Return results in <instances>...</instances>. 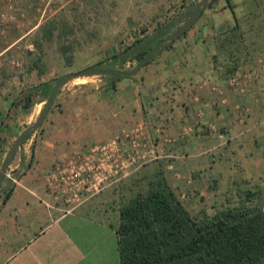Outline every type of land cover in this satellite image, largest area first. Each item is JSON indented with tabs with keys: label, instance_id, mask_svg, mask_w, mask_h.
<instances>
[{
	"label": "crops",
	"instance_id": "crops-1",
	"mask_svg": "<svg viewBox=\"0 0 264 264\" xmlns=\"http://www.w3.org/2000/svg\"><path fill=\"white\" fill-rule=\"evenodd\" d=\"M231 4L234 14L226 0H212L134 76L107 80L102 90L85 86L81 96L75 90L56 96L36 137L23 142L11 163L24 167L10 195L4 201L0 196V264H121L120 208L161 162V171L172 163L181 176L175 180L167 171L170 186L195 196L194 204L206 211L224 196L250 189L259 193L264 212V64L256 61L264 51V0ZM242 70L251 76L230 86L229 76ZM37 73L31 76L39 84L22 93L0 77V165L16 134L42 107L49 81ZM136 127L164 149V157L76 208L66 210L51 196L45 175L80 151L79 139L87 148Z\"/></svg>",
	"mask_w": 264,
	"mask_h": 264
},
{
	"label": "rangeland",
	"instance_id": "rangeland-1",
	"mask_svg": "<svg viewBox=\"0 0 264 264\" xmlns=\"http://www.w3.org/2000/svg\"><path fill=\"white\" fill-rule=\"evenodd\" d=\"M192 1L52 0L46 4L42 0H15L16 7L23 12L24 17L17 18L12 23L0 22V77L5 83L8 80L13 90L19 88L22 93L34 83L39 84L35 75L31 76L33 72H38L40 77L51 81L66 73L89 67L105 57H110L114 52L121 51L135 38L140 37L139 34H151L157 23L177 21ZM176 28L177 25L170 32ZM12 43V47L4 50ZM28 44H33L34 50L29 51ZM16 60L21 62V67L12 64ZM135 64L136 60L132 59L120 68L129 70ZM117 67L119 69V65ZM246 72L247 70L240 71L243 74ZM107 80L110 79L105 76L78 78L64 91H79L81 96L85 86L102 90ZM82 145L83 142L79 139L77 147L80 146L83 150ZM154 161L156 160L146 164ZM161 167L162 162L152 165L147 171L146 181L140 182L136 192H146L160 179L170 185L169 173L177 180L173 176L174 168L171 171L166 169L167 174V171L159 169ZM181 193H177L178 197ZM224 197L234 202L236 194L234 192ZM194 198L195 196L187 198L186 194L184 199H179L191 214L199 215L203 208L194 204ZM223 202L225 203L224 200ZM206 212L211 213L212 209Z\"/></svg>",
	"mask_w": 264,
	"mask_h": 264
},
{
	"label": "trees",
	"instance_id": "trees-1",
	"mask_svg": "<svg viewBox=\"0 0 264 264\" xmlns=\"http://www.w3.org/2000/svg\"><path fill=\"white\" fill-rule=\"evenodd\" d=\"M226 2L234 14L231 0ZM172 27V21L157 23L156 33L135 38L121 51L91 66L117 69L131 59L137 63ZM132 54L134 57L128 59ZM45 85L43 95L51 89L49 83ZM33 93L25 96L26 102ZM10 187L3 193V201L10 195ZM235 194L234 202L225 198V203L213 204L211 213L202 209L193 215L164 179L146 192H136L120 208L116 229L120 263L264 264V212L259 193L244 189Z\"/></svg>",
	"mask_w": 264,
	"mask_h": 264
},
{
	"label": "built area",
	"instance_id": "built-area-1",
	"mask_svg": "<svg viewBox=\"0 0 264 264\" xmlns=\"http://www.w3.org/2000/svg\"><path fill=\"white\" fill-rule=\"evenodd\" d=\"M42 1L49 4L52 0ZM22 17L24 14L16 7L15 0H0V22L12 23ZM27 49L34 50L33 44H28ZM256 61L264 64V51ZM12 64L16 67L22 65L19 60ZM249 76V73L235 72L229 76L228 84L239 87L240 79H248ZM156 133H162L161 127H156ZM163 150L152 143L142 127L122 131L107 141L93 144L56 162L45 175L46 188L56 201H61L65 209L70 210L131 175L146 163L164 157ZM167 169L171 171L172 164H168ZM173 176L176 179L181 177L178 172H173ZM185 197L186 193L179 195L180 199Z\"/></svg>",
	"mask_w": 264,
	"mask_h": 264
},
{
	"label": "water",
	"instance_id": "water-1",
	"mask_svg": "<svg viewBox=\"0 0 264 264\" xmlns=\"http://www.w3.org/2000/svg\"><path fill=\"white\" fill-rule=\"evenodd\" d=\"M212 0H193L189 6H187L183 13L179 16L176 24L180 26L174 31L168 33L161 40L156 42L152 48L145 54L132 69L125 70L123 68H111V67H85L75 72H69L56 80H51L48 83L50 84V91L46 96L42 95L41 100L44 105L41 107L38 114H34L30 123L18 134L15 136V140L8 147L5 158L0 165V185L4 183L0 188V196L4 191L12 184V178H17L23 170L24 162H21L16 167L12 166V161L16 153L21 150L22 144L28 138L36 137V134L46 118L53 102L61 92H63L69 84L78 78L82 77H95V76H105L113 77L117 79L129 78L134 76L143 66H145L152 58L155 57L161 50L167 48L171 43L178 39L186 30L195 22V20L202 14V12L209 6ZM172 21V20H170ZM156 31L153 32V34ZM135 54V53H134ZM134 54L130 55L128 59L134 57Z\"/></svg>",
	"mask_w": 264,
	"mask_h": 264
},
{
	"label": "flooded vegetation",
	"instance_id": "flooded-vegetation-1",
	"mask_svg": "<svg viewBox=\"0 0 264 264\" xmlns=\"http://www.w3.org/2000/svg\"><path fill=\"white\" fill-rule=\"evenodd\" d=\"M175 22H176V21L172 20L173 27L177 25V28H178V27L180 26V24H176ZM173 27H172V28H173ZM177 28H176V29H177ZM164 37H165V36H164ZM162 38H163V37H162ZM162 38H161V39H162ZM156 39H157V38H156ZM156 39H155V40H156ZM161 39H160V40H161ZM158 41H159V40H158ZM158 41H157V42H158Z\"/></svg>",
	"mask_w": 264,
	"mask_h": 264
}]
</instances>
